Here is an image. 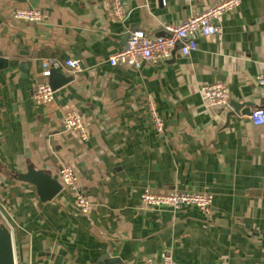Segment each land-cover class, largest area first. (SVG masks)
<instances>
[{"label": "crops", "instance_id": "obj_1", "mask_svg": "<svg viewBox=\"0 0 264 264\" xmlns=\"http://www.w3.org/2000/svg\"><path fill=\"white\" fill-rule=\"evenodd\" d=\"M222 0H0V206L13 227L16 264H264V0H243L220 18L222 33L197 35V50L177 48L161 64L112 66L132 31L166 35ZM40 10V21L14 17ZM77 59L79 71L48 104L33 99L42 61ZM223 83L230 102L209 105L201 88ZM150 101L164 119L158 132ZM234 103L238 105L234 107ZM75 111L83 140L65 130ZM71 167L91 205L82 212L66 188L42 200L19 178L28 167L60 183ZM62 184V183H61ZM63 186V185H62ZM145 189L211 193L209 211L145 205Z\"/></svg>", "mask_w": 264, "mask_h": 264}, {"label": "built area", "instance_id": "obj_2", "mask_svg": "<svg viewBox=\"0 0 264 264\" xmlns=\"http://www.w3.org/2000/svg\"><path fill=\"white\" fill-rule=\"evenodd\" d=\"M243 0H222L209 6L200 13L190 15L185 21L166 26L167 34L152 36L142 29L130 33L124 47L114 52L108 59L112 66L141 67L145 63L161 64L170 59L174 51L179 48L182 55L188 56L197 50V35L210 37L222 33L223 27L220 18L227 12L238 7ZM112 13L119 20H125L127 13L123 0H110ZM14 17L21 20L40 21V10L31 8H18L14 11ZM42 77L44 81L36 85L33 91V99L38 104H48L55 98V90L49 82L52 71L63 67H69L73 71L81 69V63L77 59H67L64 62L57 58H46L42 61ZM260 86L264 87V74L256 77ZM209 105L223 108L229 105V89L223 83L205 85L201 88ZM152 122L158 132L164 128V119L156 111L153 101H150ZM254 125H264V109L255 108L250 114ZM65 130L76 131L83 140H87L88 130L82 117L75 111H69L64 116ZM59 177L64 188L70 191L74 197L75 205L82 211L90 209V201L81 191L77 177L71 167H61ZM142 202L150 207H171L178 210L183 206H194L203 211H209L213 205V195L204 192H189L174 189L168 192H154L145 189L141 195ZM0 215L12 227L7 212L0 206ZM13 228V227H12ZM163 264H178L174 259L173 251L168 249L161 253Z\"/></svg>", "mask_w": 264, "mask_h": 264}, {"label": "water", "instance_id": "obj_3", "mask_svg": "<svg viewBox=\"0 0 264 264\" xmlns=\"http://www.w3.org/2000/svg\"><path fill=\"white\" fill-rule=\"evenodd\" d=\"M57 70L52 71L49 82L54 90L70 82ZM234 107L238 105L234 103ZM252 112L251 110L249 111ZM19 178L36 185L40 198L44 201L53 199L63 188L62 184L50 173L34 167H28L26 173L19 174ZM0 264H16L13 228L0 215Z\"/></svg>", "mask_w": 264, "mask_h": 264}]
</instances>
